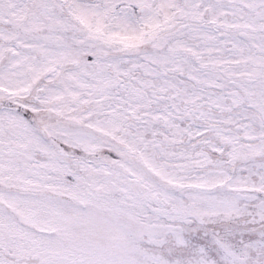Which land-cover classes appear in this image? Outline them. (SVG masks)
<instances>
[{
  "label": "snow or ice",
  "instance_id": "snow-or-ice-1",
  "mask_svg": "<svg viewBox=\"0 0 264 264\" xmlns=\"http://www.w3.org/2000/svg\"><path fill=\"white\" fill-rule=\"evenodd\" d=\"M0 264H264V0H0Z\"/></svg>",
  "mask_w": 264,
  "mask_h": 264
}]
</instances>
